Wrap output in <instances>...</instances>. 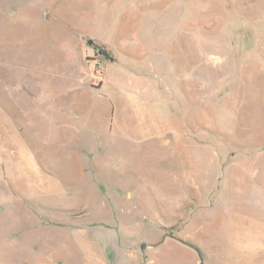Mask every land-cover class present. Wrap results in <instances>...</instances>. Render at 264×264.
<instances>
[{"label":"rangeland","instance_id":"obj_1","mask_svg":"<svg viewBox=\"0 0 264 264\" xmlns=\"http://www.w3.org/2000/svg\"><path fill=\"white\" fill-rule=\"evenodd\" d=\"M200 263L264 264V0H0V264Z\"/></svg>","mask_w":264,"mask_h":264},{"label":"water","instance_id":"obj_2","mask_svg":"<svg viewBox=\"0 0 264 264\" xmlns=\"http://www.w3.org/2000/svg\"><path fill=\"white\" fill-rule=\"evenodd\" d=\"M92 39H88V43H92ZM100 52L102 53V54H107V49H102V50H100ZM110 59H112V57H110ZM186 244H188V243H186ZM189 245V244H188ZM144 246H145V242H142L141 244H140V248H144ZM198 256H199V259L201 260V255H200V253L198 252ZM201 264V263H200Z\"/></svg>","mask_w":264,"mask_h":264},{"label":"trees","instance_id":"obj_3","mask_svg":"<svg viewBox=\"0 0 264 264\" xmlns=\"http://www.w3.org/2000/svg\"><path fill=\"white\" fill-rule=\"evenodd\" d=\"M200 253V252H199ZM201 254V253H200Z\"/></svg>","mask_w":264,"mask_h":264}]
</instances>
